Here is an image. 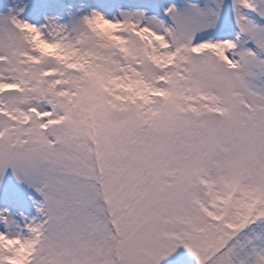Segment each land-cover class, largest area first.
Listing matches in <instances>:
<instances>
[{
  "label": "snow or ice",
  "instance_id": "6c2138e0",
  "mask_svg": "<svg viewBox=\"0 0 264 264\" xmlns=\"http://www.w3.org/2000/svg\"><path fill=\"white\" fill-rule=\"evenodd\" d=\"M264 264V0H0V264Z\"/></svg>",
  "mask_w": 264,
  "mask_h": 264
},
{
  "label": "rangeland",
  "instance_id": "374dc122",
  "mask_svg": "<svg viewBox=\"0 0 264 264\" xmlns=\"http://www.w3.org/2000/svg\"><path fill=\"white\" fill-rule=\"evenodd\" d=\"M181 254L187 255V253L182 248H179L169 258L161 261L160 264H178V257H180Z\"/></svg>",
  "mask_w": 264,
  "mask_h": 264
}]
</instances>
